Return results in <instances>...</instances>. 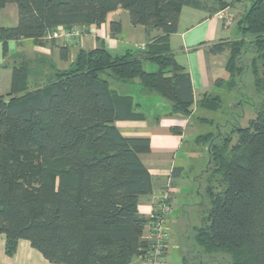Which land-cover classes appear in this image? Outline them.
<instances>
[{
    "label": "trees",
    "instance_id": "1",
    "mask_svg": "<svg viewBox=\"0 0 264 264\" xmlns=\"http://www.w3.org/2000/svg\"><path fill=\"white\" fill-rule=\"evenodd\" d=\"M10 4L17 6L18 24L0 28L4 54L9 41L45 46L60 27L106 24L111 36H119L123 11L133 27L145 29L148 40L144 50L121 55L97 40L95 49L79 50L67 69L43 55L13 69L10 92L0 96V235L6 255L14 256L25 240L50 264H133L139 258L145 263L152 242L143 236L151 219L140 214L139 202L153 184L140 156L151 152V140L125 137L116 123L147 117L141 103L112 83H138L144 98L169 101L170 115L189 117L195 107L218 112L219 96L195 101L190 75L172 54L170 38L183 8L215 15L229 3L0 0V12ZM239 28L240 39L210 48L215 55L229 51L228 79L215 85L235 90L243 56L251 53L248 67L263 100L246 127H232L228 134L218 127L217 133L196 138L207 154L197 179L200 187L208 183V206L190 237L200 253L189 251L191 261L184 257L183 264H212L217 255L229 264H264V0H250ZM154 32L160 34L151 37ZM68 47L61 48L63 61L69 60ZM147 63L157 70L148 72ZM181 171L175 168L173 176Z\"/></svg>",
    "mask_w": 264,
    "mask_h": 264
},
{
    "label": "crops",
    "instance_id": "2",
    "mask_svg": "<svg viewBox=\"0 0 264 264\" xmlns=\"http://www.w3.org/2000/svg\"><path fill=\"white\" fill-rule=\"evenodd\" d=\"M249 6L250 0H240V2L226 7L215 15H210L207 12L189 7L183 8L178 24V31L170 38V49L177 62L183 66L190 75L195 101L198 102L203 96L210 95L211 89L217 88L215 82L218 79H228L226 66L229 59V51L215 55L210 52V48L215 44L231 42L240 38L241 31L239 28V22L248 10ZM6 12H8L10 16L14 17V26H16L18 24L17 6L15 4L8 5L0 12V16ZM122 26V34L116 37H113L108 33L106 24H102L101 26H88L82 42L68 47V61H63L61 59L60 54L63 46L59 41L49 39V35L46 38L47 41L45 46H37L32 40H23L21 42L9 41L7 44L8 50L6 54H4L2 43H0V71H3L2 75H0V86L4 88V91L1 92H4L5 95L10 92L13 69L18 65L17 61L13 64H7L6 58L9 49H21L24 53V50L27 51L25 46L28 45L30 47V53L33 57L43 55L46 58H51L59 69H67L74 61L79 50L95 49L98 46L97 40L103 42L105 47L112 54L120 55L117 53L115 54V52L120 50V45L127 43V39L123 36V31L125 29H127L131 34L135 33V31H140V33L143 34L144 41L135 45L136 50L145 46L148 40L145 29L143 27H133L130 24L129 15L125 11L122 12ZM1 27L6 26L1 25L0 23V28ZM159 34L160 33L158 32H154L151 37H155ZM86 46H88V48H86ZM128 50L131 49H127L126 51ZM127 94L129 95V91ZM0 96H3V94ZM200 110L204 109L195 107L193 114L189 117L169 114L165 118L155 120L154 124H149V122L146 121H119L116 123L117 129L125 137L149 138L151 140V152L140 156L141 161L147 167L152 176L153 184L152 193L150 195L143 196L139 202V212L145 217L150 218L153 211L159 207L165 197H168L169 202L172 199L173 205L175 204L177 197L176 192L178 191L177 180L179 177L175 178L173 176V170L177 168V163L175 161L176 158L174 155L179 153L185 142L186 132L190 129L189 131H191L193 139L189 141L191 145L189 150L186 151L187 154L189 152L190 160L192 156L191 153L198 145L196 143V138L199 136H197L198 133H192L193 129L191 127V119ZM201 120L208 119L197 118L196 123H206ZM173 128L180 129L181 134L173 132ZM202 156L203 154H201L200 157ZM143 157H146L145 161H143ZM206 158L207 156H205V159ZM204 166L205 163L202 169ZM200 174L202 173L200 172L198 176H195L196 182H198L197 178ZM199 195H201L200 192ZM169 221L170 223L174 222L171 220V217ZM148 231L149 229L147 227L143 238L147 236ZM183 240L184 238L174 237L171 233V242H182ZM176 247L181 250L180 247ZM171 252L173 251L170 250V253ZM181 252L184 253L185 257L187 251L182 249ZM0 264L50 263L42 256L41 253L32 248L28 241L25 240H21L19 242L17 252L14 256H7L5 253V236L0 235ZM133 264H144V262L139 258L136 259Z\"/></svg>",
    "mask_w": 264,
    "mask_h": 264
},
{
    "label": "rangeland",
    "instance_id": "3",
    "mask_svg": "<svg viewBox=\"0 0 264 264\" xmlns=\"http://www.w3.org/2000/svg\"><path fill=\"white\" fill-rule=\"evenodd\" d=\"M229 3V6L240 2V0H226ZM250 7V6H249ZM0 23L6 27H13L15 24L14 17L10 16L8 12L4 13L0 16ZM87 31V30H86ZM123 36L125 37L127 43H123L120 45V50L115 52V54H123L127 49L136 50L135 45L140 44L144 41V36L140 31H135V33L131 34L127 29L123 31ZM240 39V38H239ZM79 44V43H78ZM26 50H14L9 49L6 62L7 64H13L17 61V66L21 64L23 60L29 61L35 58L30 53V47L25 46ZM88 48V46H86ZM243 74L239 77V81L237 83L236 89L233 91H229L227 88H214L211 89L210 95L215 97L219 96L222 99V106L218 112H210L206 110H200L192 119V133H198V135H203L207 133H217L218 127H221V131L224 134H228L232 127H246L249 121L255 118L258 108L263 100V97L255 90L253 83V76L251 74L250 66L252 54L248 53L243 56ZM19 62V63H18ZM145 69L148 72H154L157 70V66L153 63H147L145 65ZM250 70V71H249ZM3 71H0V75H2ZM5 74V73H3ZM240 82V83H239ZM112 83V82H111ZM120 90L119 92L123 95L133 96L137 102L142 104V112L146 115V122L149 124H154L155 120L159 118H165L171 112V104L169 101L160 99L156 96H151L148 99L142 96V88L138 83L134 85H125L119 83V85H115L112 83V87ZM4 88L0 86V95H5ZM161 103V104H159ZM150 105V106H149ZM197 118H206L210 123H196ZM184 124V123H183ZM224 126V127H223ZM190 129L187 130L185 135V142L182 145L179 153H176L175 161L177 163V168H182L181 177L178 178V191L176 192V200L173 205V200L171 199L170 204L173 208V213L171 215V220L176 223L167 224L168 228V245H170V250L173 251L168 254L169 256V264H182V259L184 257V253L181 252L182 249L187 251V257L189 259V263L193 255L194 246L190 237L193 236L192 227L195 225H200V215L207 208L208 199L205 198V186L208 185L207 182H202V186L200 187L199 182H196L195 176L201 172L204 163L206 164L205 156V148L203 145H197L193 152L191 153V158L189 160V152L187 154V150L191 143L192 134ZM203 150V152H202ZM201 154H203L202 157ZM146 157H143V161H145ZM204 158V159H203ZM198 181V179H197ZM201 192L204 196L199 195ZM184 238L182 242L178 241H170V236ZM189 235V240L188 239ZM180 242V243H179ZM188 243V246H187ZM176 246L180 247L179 250ZM192 250H194L192 252ZM192 256L190 257V252ZM200 251H196L195 254H199ZM167 256V257H168ZM205 258V257H204ZM168 259V258H167ZM215 263L212 264H229L227 257L223 255H217L213 257ZM217 262V263H216Z\"/></svg>",
    "mask_w": 264,
    "mask_h": 264
},
{
    "label": "built area",
    "instance_id": "4",
    "mask_svg": "<svg viewBox=\"0 0 264 264\" xmlns=\"http://www.w3.org/2000/svg\"><path fill=\"white\" fill-rule=\"evenodd\" d=\"M86 30L87 27L81 25H75L70 29L60 27L49 35V39L59 41L62 46H72L82 42L87 32ZM141 49L144 50L145 46ZM172 213L173 208L168 201V197H165L150 216L151 222L145 239L152 242V246L145 256L144 264H168L167 255L170 252V247L168 245L167 224Z\"/></svg>",
    "mask_w": 264,
    "mask_h": 264
}]
</instances>
